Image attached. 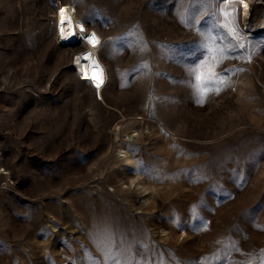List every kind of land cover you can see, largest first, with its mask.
Segmentation results:
<instances>
[{"label": "rangeland", "instance_id": "rangeland-1", "mask_svg": "<svg viewBox=\"0 0 264 264\" xmlns=\"http://www.w3.org/2000/svg\"><path fill=\"white\" fill-rule=\"evenodd\" d=\"M65 2L103 33V100ZM254 2L234 39L217 0H0V264H264Z\"/></svg>", "mask_w": 264, "mask_h": 264}, {"label": "bare ground", "instance_id": "bare-ground-1", "mask_svg": "<svg viewBox=\"0 0 264 264\" xmlns=\"http://www.w3.org/2000/svg\"><path fill=\"white\" fill-rule=\"evenodd\" d=\"M239 1V9H240V16L244 20L248 18V15L250 13L251 9V2L255 1L254 3V12L256 14L262 13L261 15V21L260 25L256 26V31H246L245 33H258V31H261L264 29V0H217L216 7H217V16L221 21V24L226 23V19L223 15L225 11H228L232 14V24L230 27H234L236 29L237 36L239 34H242V30L239 29L238 26V14L236 9V4ZM57 9L54 12V32L57 35V38L59 37L62 39L63 42L68 43L71 42L74 37L75 41L78 44L75 48V54L74 56V65L76 68H78L79 73H81L83 76L80 78H83L86 84H88L92 89L94 90V93L98 92L100 100H103L102 92L106 85V79H105V71L107 72V77L109 78L108 74V66L106 65L102 58H100L101 55H99V50L101 43L104 39L103 33L98 31L95 27H88L87 24L83 19L77 16V13L73 12V10H76L75 6L70 2H65L57 5ZM73 7V8H72ZM58 9H60L58 11ZM216 10V9H215ZM61 21H64L62 24ZM57 23H58V29H57ZM85 27L86 33H82L81 28ZM58 30L59 34H58ZM85 34H89L87 40L84 39L80 43L78 42L77 37L78 36H84ZM95 34L96 37V43H90V39ZM109 34V33H108ZM243 40V39H242ZM64 45H60V47L63 48ZM103 47V46H102ZM101 47V48H102ZM87 57V59H85ZM102 81V82H101ZM99 85V86H97ZM96 96V95H94ZM99 99V98H98ZM138 134L137 131L134 133L128 134V139H133ZM120 153H122L123 157L127 160L132 162L131 157L127 154L126 150H119Z\"/></svg>", "mask_w": 264, "mask_h": 264}, {"label": "snow or ice", "instance_id": "snow-or-ice-1", "mask_svg": "<svg viewBox=\"0 0 264 264\" xmlns=\"http://www.w3.org/2000/svg\"><path fill=\"white\" fill-rule=\"evenodd\" d=\"M223 15H224V17L226 19V23L220 25V27H221V29H226L228 31V33L235 39L236 36H237L236 29L234 27H230V25L232 24V19H231L232 14L230 12H228V11H225L223 13ZM61 23L63 24L64 21H61ZM89 42L90 43H93V44L96 43L95 34H93V36L91 37V39H90ZM235 47L243 48L244 45L243 44H240V43H237L235 45ZM221 51H223V50H221ZM85 59H87V57H85ZM197 79H200V77H197ZM97 86H99V85H97ZM105 264H107V262H105ZM116 264H119V261H116Z\"/></svg>", "mask_w": 264, "mask_h": 264}, {"label": "built area", "instance_id": "built-area-1", "mask_svg": "<svg viewBox=\"0 0 264 264\" xmlns=\"http://www.w3.org/2000/svg\"><path fill=\"white\" fill-rule=\"evenodd\" d=\"M73 8V7H72ZM60 9H58V11H59ZM73 12L75 13L76 12V10H73ZM60 31V30H59ZM59 31H58V34H59ZM80 31H82V33H86V30L84 29V30H80ZM57 36V35H56ZM88 36H89V34H85L84 36H78L77 37V39H78V42L80 43L82 40H84V39H86L87 40V38H88ZM56 42H57V44H63V43H65V42H63L62 41V39L59 37V39L56 37ZM78 72V71H77ZM79 74V73H78ZM81 76H83V75H81ZM105 79H106V82H107V80H108V77H107V72L105 71ZM96 97L97 98H99L100 99V97H99V94H98V92H96Z\"/></svg>", "mask_w": 264, "mask_h": 264}, {"label": "clouds", "instance_id": "clouds-1", "mask_svg": "<svg viewBox=\"0 0 264 264\" xmlns=\"http://www.w3.org/2000/svg\"><path fill=\"white\" fill-rule=\"evenodd\" d=\"M77 75H81V73L77 74Z\"/></svg>", "mask_w": 264, "mask_h": 264}, {"label": "crops", "instance_id": "crops-1", "mask_svg": "<svg viewBox=\"0 0 264 264\" xmlns=\"http://www.w3.org/2000/svg\"><path fill=\"white\" fill-rule=\"evenodd\" d=\"M88 26V25H87ZM89 27V26H88Z\"/></svg>", "mask_w": 264, "mask_h": 264}]
</instances>
